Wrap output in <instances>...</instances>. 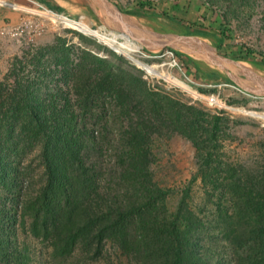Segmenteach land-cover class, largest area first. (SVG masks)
Listing matches in <instances>:
<instances>
[{
    "label": "trees",
    "instance_id": "1",
    "mask_svg": "<svg viewBox=\"0 0 264 264\" xmlns=\"http://www.w3.org/2000/svg\"><path fill=\"white\" fill-rule=\"evenodd\" d=\"M112 2L128 16L158 17L148 0L126 10ZM202 28L192 23L180 35L211 37ZM223 40L221 33L211 44L220 51ZM111 56L116 63L58 38L14 57L0 80V264L44 263L19 232L47 242L55 257L79 249L97 260L109 243L128 264H264V172L217 162L223 119L206 120L197 108L148 89ZM222 56L264 65L249 49ZM173 134L194 148L204 195L214 205L208 212L190 205L189 185L169 207L171 190L154 179L153 142ZM35 149L43 185L22 200L25 160ZM242 212L246 221L237 229ZM223 248L232 250L231 260Z\"/></svg>",
    "mask_w": 264,
    "mask_h": 264
},
{
    "label": "rangeland",
    "instance_id": "2",
    "mask_svg": "<svg viewBox=\"0 0 264 264\" xmlns=\"http://www.w3.org/2000/svg\"><path fill=\"white\" fill-rule=\"evenodd\" d=\"M113 1V0H112ZM123 10L134 9L138 6L140 0H114ZM154 5V10L158 13L155 20H150L143 17H132L135 24L134 29L158 32V33H174L180 35L190 27V24L197 23L202 25V30L209 33L211 37L203 38L208 42H215L214 39L224 36V44L220 47L218 53L222 54L234 49H249L258 53L264 58V0H148ZM53 5H55L53 3ZM118 8V6H117ZM8 12V11H4ZM70 18H78L84 15L94 27L104 26L107 23L105 17L100 16V19L89 16L86 11L79 9H68L60 11ZM149 12V11H147ZM9 13V12H8ZM150 13V12H149ZM7 15V20L0 25L10 33L13 31L21 20L20 15L11 12ZM4 19V18H3ZM2 19V20H3ZM130 19V18H127ZM1 20V19H0ZM37 29H29L22 36H14L0 34V80L4 77L11 60L20 56L25 51H32L33 47L45 46L54 43L58 38L65 40L67 46H75L81 49L91 50V52L99 57L106 59L111 58V53L120 57L122 66L133 71L136 75H141L142 80L146 82L148 89L167 95L186 106H192L203 112L206 116L204 119L209 120L211 116H219L223 119L224 130L219 135L220 145L218 148L217 162L233 164L234 166L244 167L254 171L253 175L258 173L263 175L264 172V102L259 100H251L242 95L225 90V95H229V103L241 108L239 113L231 114L212 110L200 104H189V101L177 92H172L157 84L151 87L148 80L143 77V72L131 65L127 59L121 55L115 54L110 50V46H114L113 41H108L107 46L98 43L95 39L83 36L73 29L55 28L49 22L34 19ZM84 20L79 19L77 23H65L67 27H78L89 35L102 39L95 32L91 31L90 25H84ZM136 21V22H135ZM126 22V21H125ZM5 24L2 25V24ZM84 26V27H82ZM81 27V28H80ZM109 29V28H108ZM193 30L187 31L192 32ZM83 41H81V38ZM214 38V39H213ZM228 39V40H227ZM225 41H229L226 45ZM109 44V45H108ZM97 46V48L95 47ZM125 48L122 44L119 47ZM164 46L162 48H165ZM149 50V49H148ZM176 50V49H175ZM130 51H135L130 49ZM180 55L176 56L188 70V61L186 55L191 57L198 56L192 51H181ZM185 55V57H184ZM115 63L116 58H114ZM241 64H246L252 67L259 75L264 77V65H259L260 60L238 61ZM257 72V73H258ZM152 152L155 158L154 164L151 166L154 179L157 184L165 189L171 190L169 199V207L173 208L178 202L180 191L189 185L190 188V205L195 212H200L206 209L210 211L214 205L207 201L203 192V185L198 173V165L195 159V151L191 143L179 134H173L170 138H157L152 145ZM39 149H35L27 156L25 160L26 177L24 178V188L26 192L22 195V200L25 198H33L43 185V168L39 163ZM112 176V175H111ZM110 176V177H111ZM105 178L109 179L105 172ZM29 188V189H28ZM121 191V188L118 189ZM29 197V198H28ZM224 203L226 201H223ZM232 200H229V203ZM242 208V207H240ZM246 212L240 213L239 217H243V221L238 222L237 229L241 223L246 220ZM206 218V217H205ZM210 218V217H209ZM207 218V219H209ZM241 222V223H240ZM26 227L28 228V222ZM246 224L242 228H246ZM241 228V229H242ZM19 240L30 247L32 254L37 258L42 253L44 259L43 264H128L129 260L120 254L117 247L111 244L106 245V251L103 257L97 260H90L83 257L79 249L75 250L70 256L55 257L51 253V248L47 242H42L41 239L32 236L31 234H23L19 232ZM225 245L220 242V246ZM222 248V247H221ZM223 256L227 260H231L232 250L223 248ZM214 249L210 252L213 253ZM214 261V260H213ZM213 263V262H212Z\"/></svg>",
    "mask_w": 264,
    "mask_h": 264
},
{
    "label": "built area",
    "instance_id": "3",
    "mask_svg": "<svg viewBox=\"0 0 264 264\" xmlns=\"http://www.w3.org/2000/svg\"><path fill=\"white\" fill-rule=\"evenodd\" d=\"M0 9L20 15L21 20L18 26L11 29L16 31V33L5 31L6 29L4 28L0 30L1 35H9L12 38L14 36L20 37L24 33L29 34L26 30L31 28L37 29L38 26L35 24L34 19L49 22L55 28L76 30L77 33L91 37L105 46H107L106 43L111 38H115V42L112 43L115 48L107 47L115 54L125 57L131 65L141 70L144 79L149 81L148 83L151 84V87H154L155 84L162 85L169 91L181 94L189 101V104H200L218 112L239 113L241 108L229 103V95H225L222 92L225 90L234 91L251 100L264 102V96L247 92L228 81L202 82L196 80L188 73L186 66L179 61L172 48L165 47L148 50L144 45L135 41L124 32L108 29L105 26L94 27L90 25L91 31H96L101 36L102 39L99 40L91 35L81 33L76 27H67L64 23H77L81 17H85L84 15H80L78 18H70L41 0H0ZM121 43L134 46L136 50L130 51L128 47H119Z\"/></svg>",
    "mask_w": 264,
    "mask_h": 264
},
{
    "label": "water",
    "instance_id": "4",
    "mask_svg": "<svg viewBox=\"0 0 264 264\" xmlns=\"http://www.w3.org/2000/svg\"><path fill=\"white\" fill-rule=\"evenodd\" d=\"M103 3L107 10L104 17L110 24L111 28L126 33L132 39L144 45L147 49L156 50L167 46L181 51L201 50L200 52H204L203 55L210 63L222 70L226 69L227 63L238 66L241 69V74L244 76L245 80L238 79V77L236 78L228 72L229 79L247 92L258 96H264V77L259 75L252 67L246 64L244 65L238 61L230 60L219 55L214 46L207 47L201 42L204 41L203 38L134 29L125 22V15L121 13L117 6L107 0H103Z\"/></svg>",
    "mask_w": 264,
    "mask_h": 264
},
{
    "label": "crops",
    "instance_id": "5",
    "mask_svg": "<svg viewBox=\"0 0 264 264\" xmlns=\"http://www.w3.org/2000/svg\"><path fill=\"white\" fill-rule=\"evenodd\" d=\"M41 1L43 3L49 5V6L57 8L59 11H62V12L65 10H68V9L69 10L74 9L76 11L79 9H82V10L86 11V13L89 16H91L93 18H97V19H100V16H103L102 15V7L105 6V4L103 3V0H41ZM107 1L114 4V2H112V0H107ZM53 3L55 5H53ZM4 11H8V10L0 9V19H1L0 25H1V23H3V21H5V20H7V18H9V17H7V15L8 16L11 15L10 18H12V14L10 11H8L9 13L4 12ZM121 13L124 14L123 12H121ZM124 15H125L124 18L126 20H127V18H130V20L131 19L133 20L132 16H128L126 14H124ZM81 19L86 20L85 17H81ZM5 24L6 23H4L2 25L5 26ZM103 24H104V26L111 28V26L108 22L103 23ZM156 33H158V32H156ZM201 42L204 43L205 46H207V47H212V44L210 42H208L207 40H204ZM200 51L199 50H193L192 51V52L197 53L198 56H196V57H191L187 54H185L186 55V57H185V55H184V57L188 61V63H187L188 73L191 76H193L196 80H200L202 82L228 81L230 83L236 84L231 79H229L228 72L231 75H234L236 78L238 77V79L240 78L241 80H245L244 76H242V74H241V69L238 66L231 65V64L227 63L226 69L222 70L219 67L215 66L214 64L210 63L205 58V56L203 55L204 52L202 51L203 52L202 53ZM185 52L188 53V51H185ZM216 52L218 53L219 51L216 50ZM218 54L222 56V54H220V53H218ZM226 58L232 60L231 58H229V56ZM258 74H259V72H258Z\"/></svg>",
    "mask_w": 264,
    "mask_h": 264
},
{
    "label": "bare ground",
    "instance_id": "6",
    "mask_svg": "<svg viewBox=\"0 0 264 264\" xmlns=\"http://www.w3.org/2000/svg\"><path fill=\"white\" fill-rule=\"evenodd\" d=\"M107 13V10H106V8H105V6H103L102 7V15L103 16H105L104 14H106ZM60 20H62L61 18H60ZM134 20V19H133ZM63 22V21H62ZM136 22V21H135ZM64 23H69V22H64ZM126 23L130 26V27H135L134 26V22L133 21H131L130 19H127L126 20ZM82 27H84V26H82ZM106 27V26H105ZM81 28V27H80ZM108 28V27H107ZM109 29H112V28H109ZM113 30H115V29H113ZM126 34V33H125ZM125 47H128V49H133V50H136V48L134 47V46H131V45H128V44H124V43H122Z\"/></svg>",
    "mask_w": 264,
    "mask_h": 264
}]
</instances>
